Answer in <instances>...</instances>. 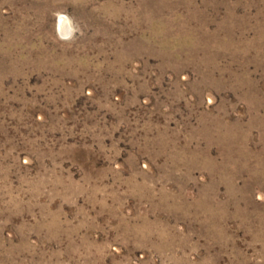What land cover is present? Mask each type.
<instances>
[{
	"label": "rangeland",
	"instance_id": "374dc122",
	"mask_svg": "<svg viewBox=\"0 0 264 264\" xmlns=\"http://www.w3.org/2000/svg\"><path fill=\"white\" fill-rule=\"evenodd\" d=\"M0 264H264V0H0Z\"/></svg>",
	"mask_w": 264,
	"mask_h": 264
},
{
	"label": "bare ground",
	"instance_id": "6f19581e",
	"mask_svg": "<svg viewBox=\"0 0 264 264\" xmlns=\"http://www.w3.org/2000/svg\"><path fill=\"white\" fill-rule=\"evenodd\" d=\"M59 28L61 29L62 32H67V23L65 18L59 19Z\"/></svg>",
	"mask_w": 264,
	"mask_h": 264
}]
</instances>
